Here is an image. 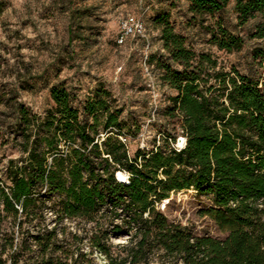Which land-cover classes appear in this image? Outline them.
<instances>
[{
  "label": "trees",
  "instance_id": "obj_1",
  "mask_svg": "<svg viewBox=\"0 0 264 264\" xmlns=\"http://www.w3.org/2000/svg\"><path fill=\"white\" fill-rule=\"evenodd\" d=\"M185 1L203 18L232 0ZM234 9L239 25L255 21L250 36L259 43L247 72L197 53L167 14L156 18L168 60L150 61L175 94L151 149L132 152L121 139L128 137L124 110L103 83L79 106L65 85L52 87L54 106L44 116L15 97L10 141L23 156L10 159L0 176V225L20 214L42 218L46 201L57 197L47 207L54 221L91 223L89 244L105 264H264V0H235ZM211 40L226 52L245 45L221 24ZM184 190L210 201L204 214L224 238L168 220L160 204ZM112 236L128 240L115 245ZM31 238H0V264H95L58 227Z\"/></svg>",
  "mask_w": 264,
  "mask_h": 264
},
{
  "label": "rangeland",
  "instance_id": "obj_2",
  "mask_svg": "<svg viewBox=\"0 0 264 264\" xmlns=\"http://www.w3.org/2000/svg\"><path fill=\"white\" fill-rule=\"evenodd\" d=\"M235 0L214 15L195 18L185 0H0V176L10 159L22 158L10 141L15 122V97L33 112L45 115L54 106L50 90L65 85L76 96L75 105L84 101L99 83L108 88L116 105L123 108L127 144L151 149L158 136V124L175 91L162 80L157 59L168 60L163 49L156 18L167 14L176 32L186 38L197 53L216 58L220 66H237L247 72L252 48L259 42L251 38L255 21L238 24ZM144 14L146 36L131 37L124 45L116 42L119 22L128 15ZM218 24L245 38L241 51L226 52L212 43V30ZM156 58L151 62V57ZM182 136L176 146H181ZM57 197L46 201L42 218L19 215L0 225V238L15 232L16 240L32 243V234L58 227L65 239L81 248L95 264L106 259L89 244L91 223L64 219L58 223L49 210ZM210 201L193 190L174 192L159 208L168 220L187 226L197 235L224 238L226 233L206 214ZM57 224V225H56ZM128 236L114 237L117 245ZM1 243V240H0Z\"/></svg>",
  "mask_w": 264,
  "mask_h": 264
},
{
  "label": "built area",
  "instance_id": "obj_3",
  "mask_svg": "<svg viewBox=\"0 0 264 264\" xmlns=\"http://www.w3.org/2000/svg\"><path fill=\"white\" fill-rule=\"evenodd\" d=\"M146 12L143 11V14L140 16L137 15H128L124 19L119 22V30L116 38V42L118 45H124L127 40L131 37H145L146 36V21L144 18V14ZM121 139L127 143V137L122 136ZM181 146L185 145L186 139L184 137L181 138ZM121 174H118V177L121 178Z\"/></svg>",
  "mask_w": 264,
  "mask_h": 264
},
{
  "label": "bare ground",
  "instance_id": "obj_4",
  "mask_svg": "<svg viewBox=\"0 0 264 264\" xmlns=\"http://www.w3.org/2000/svg\"><path fill=\"white\" fill-rule=\"evenodd\" d=\"M181 145V144H180Z\"/></svg>",
  "mask_w": 264,
  "mask_h": 264
}]
</instances>
